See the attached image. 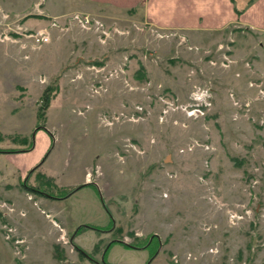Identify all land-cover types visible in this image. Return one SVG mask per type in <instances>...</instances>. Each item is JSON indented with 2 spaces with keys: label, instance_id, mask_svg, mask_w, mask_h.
<instances>
[{
  "label": "rangeland",
  "instance_id": "rangeland-1",
  "mask_svg": "<svg viewBox=\"0 0 264 264\" xmlns=\"http://www.w3.org/2000/svg\"><path fill=\"white\" fill-rule=\"evenodd\" d=\"M85 2L0 0L12 264H264V46Z\"/></svg>",
  "mask_w": 264,
  "mask_h": 264
},
{
  "label": "crops",
  "instance_id": "crops-1",
  "mask_svg": "<svg viewBox=\"0 0 264 264\" xmlns=\"http://www.w3.org/2000/svg\"><path fill=\"white\" fill-rule=\"evenodd\" d=\"M88 3L94 9L99 6L115 8L159 29L230 33L236 28L239 29L236 32H246L262 48L264 46L260 41L264 36V0H87L85 4ZM262 57H256L253 63L264 76ZM2 225L0 214V264H12L9 241Z\"/></svg>",
  "mask_w": 264,
  "mask_h": 264
},
{
  "label": "built area",
  "instance_id": "built-area-1",
  "mask_svg": "<svg viewBox=\"0 0 264 264\" xmlns=\"http://www.w3.org/2000/svg\"><path fill=\"white\" fill-rule=\"evenodd\" d=\"M73 18L74 19H77L78 21H82V18H85V21L87 22H89V23H91V22H93V21H95V19H88L87 18V16L86 15H84V16H82V15H80V14H74V16H73ZM84 27H86V25L84 26ZM31 37L33 38V42H34V44H36V45H38V46H41V45H45V44H48V43H50V41H51V39H50V34H49V32L47 31V30H40V31H38L36 34H34V35H31ZM253 85H251V87H252ZM261 94L264 96V91H261ZM199 108V107H198ZM197 111H199V109H193L191 112H192V116H195V115H198V112ZM260 123H262V124H264V117L262 118V120L260 121ZM236 215V214H235ZM235 215H232V216H235ZM244 217H242V219H243ZM241 219V220H242ZM233 220H234V218H233ZM233 220H232V223L234 224H238V222H236L235 220H234V222H233ZM241 220H239V221H241ZM244 220V219H243ZM236 224V225H237Z\"/></svg>",
  "mask_w": 264,
  "mask_h": 264
},
{
  "label": "flooded vegetation",
  "instance_id": "flooded-vegetation-1",
  "mask_svg": "<svg viewBox=\"0 0 264 264\" xmlns=\"http://www.w3.org/2000/svg\"><path fill=\"white\" fill-rule=\"evenodd\" d=\"M38 185L36 187H33L32 186L31 188H28V189L30 191H32V192L38 193L39 195H41L43 197H46V198H49V199H55V200L59 199V197L55 196L54 194L48 193L46 191V188H44L45 190L44 189H41L40 187H38ZM72 193H73V191H71L70 193H68L66 196H70V195H72ZM153 236L150 238L152 241L151 240L148 241V243L146 244V246H144L143 248L153 251L154 249L151 248V246L154 243L153 240L156 238L157 239L156 240L157 244L155 245L156 248H155V251H154V254H153V256H155L161 250L162 244H161V241L159 240V238L156 235H153ZM72 241H73V239L70 240L69 243H71ZM119 242H121V244L126 245L129 248H136V246H134V245L133 246L132 245L130 246V244H126L125 242H122V241L118 240L117 243H119ZM77 250L80 252V255H81V253L83 254V252L80 249H77Z\"/></svg>",
  "mask_w": 264,
  "mask_h": 264
},
{
  "label": "trees",
  "instance_id": "trees-1",
  "mask_svg": "<svg viewBox=\"0 0 264 264\" xmlns=\"http://www.w3.org/2000/svg\"><path fill=\"white\" fill-rule=\"evenodd\" d=\"M49 98H48V95L47 96H45V98L43 97V107L44 108H47L48 106H49ZM42 107V109H44ZM23 139V138H22ZM25 139V138H24ZM19 140V139H18ZM25 141H26V139H25ZM23 143H26V142H23ZM40 180H43V179H40ZM39 180V181H40ZM38 181V183H39V185H38V187H40L41 189H43L42 188V186L44 187V188H46V191L48 192V193H52V191H50V189L53 187L52 185H50L51 184V182H50V180H43V182H39ZM50 183V184H49ZM46 186V187H45ZM45 190V189H44ZM81 256H83V254L81 253Z\"/></svg>",
  "mask_w": 264,
  "mask_h": 264
}]
</instances>
